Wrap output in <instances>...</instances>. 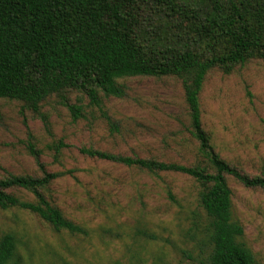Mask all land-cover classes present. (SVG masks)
I'll return each mask as SVG.
<instances>
[{
  "label": "rangeland",
  "instance_id": "obj_1",
  "mask_svg": "<svg viewBox=\"0 0 264 264\" xmlns=\"http://www.w3.org/2000/svg\"><path fill=\"white\" fill-rule=\"evenodd\" d=\"M118 83L125 96L104 99L102 106L116 130L96 108L84 107V116L73 121L53 96L41 106L47 127L20 102L0 100V178L41 176L25 149L31 141L46 171L62 173L45 191L47 199L87 232H56L30 212L0 210V236L13 232L19 242L17 264L205 263L207 221L197 203L199 187L194 180L79 152L80 147H93L184 165L198 160L197 143L187 130L179 79L134 77ZM77 98L71 94L70 102L78 104ZM199 105L215 151L250 175L264 173V62L251 60L229 74L212 69L205 77ZM59 141L67 147L56 155L54 145ZM229 187L233 217L243 227L241 242L257 264H264V192L233 180ZM10 192L33 200L25 191Z\"/></svg>",
  "mask_w": 264,
  "mask_h": 264
},
{
  "label": "trees",
  "instance_id": "obj_2",
  "mask_svg": "<svg viewBox=\"0 0 264 264\" xmlns=\"http://www.w3.org/2000/svg\"><path fill=\"white\" fill-rule=\"evenodd\" d=\"M251 60L264 62V0H0V100L20 102L46 127L41 106L52 96L73 121L84 116V107L96 108L116 130L102 106L104 99L125 96L119 80L174 77L181 81L187 130L197 143L194 164L93 147H80L79 152L96 160L194 180L199 187L197 203L207 221L209 252L204 264H257L241 242L243 227L233 217L229 181L264 192V173L250 175L215 151L203 128L199 105L209 71L229 74ZM71 94L77 95L78 104L70 102ZM65 147L62 141L54 145L56 155ZM25 149L41 176L1 177L0 210L21 209L56 232L87 235L45 195L62 173L46 171L31 141ZM11 190L30 193L33 200H22ZM167 196L176 202L170 191ZM18 243L13 232L0 236V264H17Z\"/></svg>",
  "mask_w": 264,
  "mask_h": 264
}]
</instances>
